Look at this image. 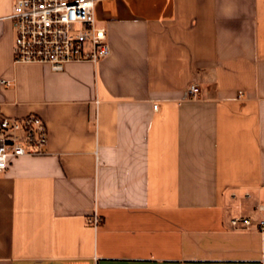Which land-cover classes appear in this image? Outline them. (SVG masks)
I'll return each mask as SVG.
<instances>
[{"label": "crops", "instance_id": "obj_1", "mask_svg": "<svg viewBox=\"0 0 264 264\" xmlns=\"http://www.w3.org/2000/svg\"><path fill=\"white\" fill-rule=\"evenodd\" d=\"M12 9L0 109L49 137L0 173V264H264L231 226L264 217V0H99L111 54L57 73L14 61Z\"/></svg>", "mask_w": 264, "mask_h": 264}, {"label": "built area", "instance_id": "obj_2", "mask_svg": "<svg viewBox=\"0 0 264 264\" xmlns=\"http://www.w3.org/2000/svg\"><path fill=\"white\" fill-rule=\"evenodd\" d=\"M12 1L9 19L15 30L16 63H44L57 73L65 71L72 61L99 63L111 54L107 29L98 23L95 14L99 0ZM2 83L11 84L8 80ZM199 91L196 83L190 84L191 96L196 97ZM48 137L46 121L37 114L13 117L0 109V173L16 157L45 155ZM91 221L98 224L101 218L94 214ZM231 226L247 231L256 229L264 234V217H235Z\"/></svg>", "mask_w": 264, "mask_h": 264}]
</instances>
